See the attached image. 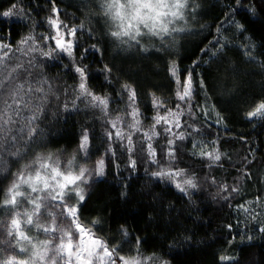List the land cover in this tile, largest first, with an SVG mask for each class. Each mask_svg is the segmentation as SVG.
Listing matches in <instances>:
<instances>
[{
  "label": "trees",
  "instance_id": "1",
  "mask_svg": "<svg viewBox=\"0 0 264 264\" xmlns=\"http://www.w3.org/2000/svg\"><path fill=\"white\" fill-rule=\"evenodd\" d=\"M106 2L0 0V15L15 5L13 14L0 20L5 75L22 65L13 73V83H24L25 99L28 86H33L29 109L42 105L32 139L25 143L24 133L17 145L21 155L4 156L0 216L5 186L17 169L41 155L70 154L87 134L90 161L109 156L103 176L77 204L78 221L115 249L120 262L123 257L137 258L141 264H264V118H247L264 101V0H188L182 19L168 25V34L142 35L137 37L139 44L127 37L117 44L111 37L114 25ZM50 19L77 29L71 37V57L43 55L55 48V41L43 39L55 35ZM28 36L32 39L21 44ZM77 66L87 69L89 91L108 98L107 116L89 103L90 96H78ZM173 67L181 81L189 71L193 76L192 111L183 104L181 127L172 129L186 138L175 139L163 131L168 125H157L158 135L149 141L145 133H151L156 115L153 97L164 103L161 115L178 103ZM124 85L135 90L140 130L126 128V138L119 141L110 121L123 115L128 102ZM24 115L32 111L26 109ZM169 139L174 144L168 145ZM193 139L201 142L197 155L192 154ZM149 143L156 163L149 156ZM213 149L222 154L215 163L198 154ZM162 169L185 172L196 187L181 192L153 175ZM233 187L238 191L232 192Z\"/></svg>",
  "mask_w": 264,
  "mask_h": 264
},
{
  "label": "snow or ice",
  "instance_id": "2",
  "mask_svg": "<svg viewBox=\"0 0 264 264\" xmlns=\"http://www.w3.org/2000/svg\"><path fill=\"white\" fill-rule=\"evenodd\" d=\"M187 3L188 0H123V2L121 0H109L106 4V14L113 20L120 21V32H112L111 36H127L129 40L136 41L139 44L137 37L142 35L162 36L168 34L170 31L168 25L172 24L174 20L182 19L183 10L186 8ZM14 8L15 5L12 6V9L4 11L0 15V20L10 17L13 14ZM169 17L172 19H168ZM49 24L56 30L55 35L45 36L43 39L45 43L49 40L55 41V48L50 52H44L43 55L54 58V55L66 53L71 57L73 55V40L71 37L76 35L77 29H70L68 25L59 23L58 19H50ZM238 27L240 26L238 25ZM142 28L147 29V32H142ZM181 30L176 28L171 29V31ZM65 33L69 37L67 40L65 39ZM30 39H32L31 36L25 37L20 43L25 44ZM2 47H7V45H3ZM144 51H147V49L145 48ZM6 57L7 53L0 56V172L5 167L4 156L6 153L10 156L21 155L17 145L24 139L23 134L27 133L25 143L32 139L36 132V129L32 125L35 120L39 119V111L42 110V105L39 104L34 106L36 110L29 109V104L31 103L30 94L33 91L32 85L28 86L29 98L25 99L24 83H13L17 78L13 76V73L17 71V68H22V65H17L16 68H12L5 75ZM75 71L80 77L78 96H90L91 101L89 103L93 107L100 108L107 116L109 100L106 97L94 95L89 91L87 87L86 67L77 66ZM105 71L110 70L106 68ZM171 75L176 80L175 96L178 103L175 105V109H168L166 115H161L160 109L164 107V103L158 98L153 97V107L157 114L153 117L154 123L151 133H145V137L149 141L158 135L155 131L157 125H168L163 131L164 133H172L175 139L184 140L186 138L183 133L176 135L172 132V129L173 126L175 128L181 127L180 117L185 114V109L182 108L183 104L188 105L187 111L189 113L192 111L193 76L192 72L189 71L188 75L181 81L175 67L171 69ZM43 83H47V81ZM201 87H203V81H201ZM123 88L128 93V102L123 109V115L117 116L110 121L112 128L116 129L114 134L115 139L119 141H123L126 138L125 132L121 131L118 127L121 123L125 128L134 129L135 131L140 130L141 113L136 107L135 90L129 85H124ZM35 91L44 92L42 87H36ZM26 109L32 111L31 116L24 115ZM129 116L131 117L130 121L125 118ZM247 118H264V101L257 103L247 113ZM18 121H23L24 123L20 127H14ZM192 131L196 132L199 130L193 128ZM188 135L191 136V133ZM108 138L109 140L113 139L111 131L108 133ZM127 140L129 144L128 151L131 152L133 151L131 147V133L127 135ZM174 142V139H169L168 145H172ZM200 143L193 139V155H197L195 149L200 146ZM213 143L215 142L213 141ZM79 147L81 150H87V134L83 136ZM205 147L207 146L205 145ZM12 149L16 150L12 151ZM148 152L153 162L156 163V153L151 143L148 145ZM198 154L213 163L219 161L222 155L216 149L212 151L201 150ZM168 157L169 160L174 159V152L171 148H169ZM72 163L73 161H69L68 167L61 170L59 160H53L51 157H38L18 173L3 199V206L8 212L26 205H32V210L23 213L16 212V215L11 218L10 227L5 226L7 236L13 237L16 240L15 248L18 249V254L14 253L6 259L0 260V264H59L60 261L63 264H115L112 258L116 250H110L105 243L95 238L90 230L86 229L78 221V208L76 204L83 202L85 199L81 184L86 183L85 173L88 170L81 168L79 174H75L71 170ZM92 174L89 173V175ZM94 174L97 176L103 175L102 160L99 162ZM153 175L161 179L176 182V178L184 176V173L183 171L172 172L162 169L153 173ZM184 185H187L188 188L196 187L192 179H184L182 183L176 182L177 189L181 192H187ZM22 186H26V188H22ZM27 189H30V192ZM223 190L227 191V186H224ZM231 191L236 192L238 189L233 187ZM32 193H36V195L33 196ZM73 194L78 198L76 204L69 203L73 199ZM49 201L57 202L61 211L56 214L50 224H45L42 221H46L52 216V213L48 211L50 207ZM240 207L245 212H248V208L245 205H240ZM21 216L24 217L22 221ZM26 226L36 228L45 234V238L36 239L26 234L32 231L31 227ZM261 231H264V228H261ZM54 233L56 234L55 236L53 235ZM0 243L5 244L7 247H13L10 242L5 240H0ZM22 256H27V258H19ZM120 259L123 261V264H141V261L137 258L126 260L121 257ZM221 259L228 258L221 257Z\"/></svg>",
  "mask_w": 264,
  "mask_h": 264
},
{
  "label": "rangeland",
  "instance_id": "3",
  "mask_svg": "<svg viewBox=\"0 0 264 264\" xmlns=\"http://www.w3.org/2000/svg\"><path fill=\"white\" fill-rule=\"evenodd\" d=\"M68 39H69V37H68ZM175 84H176V81H175ZM175 92H176V87H175ZM152 110H153V112L155 114H157L155 108L153 107V105H152ZM163 111H165V106L160 109V114H162L161 112H163ZM118 127L120 128L121 131H124L125 134L127 133L126 132V128L124 127V125L122 126L120 124V125H118ZM132 130H134V129H132ZM82 139H81V141H82ZM81 141H80V143H81ZM80 143L77 146V148L70 154H65V155L64 154L41 155L39 157L40 158L51 157L53 160H59L61 170H64L65 168L68 167V162L69 161H73V163L71 165V170L75 174H79V170L81 168L87 169L88 171L85 173L86 183L81 184V187H82V189L84 191V195H86L88 190H89V188L91 187L92 183L94 181L100 179L103 176V175L102 176H97L94 173H95V171L97 169V166H98L99 162L102 160L103 161V174H104V169H105V166H106V163H107V158H108L109 155L105 154V156H102V157L96 159L95 161H90V159L88 158V155H87V150L84 151V150L80 149V147H79ZM36 159H34L33 161H35ZM33 161H30L27 164L23 165L22 167L17 169L12 174V176L9 178V181L7 182V184L5 186L4 198H5V196H6L7 192H8L9 187L11 186L12 182L14 181V179H16L18 173L20 171H22L25 168L26 165L31 164ZM89 173H93V174L89 175ZM183 173H184V176L177 177L176 178V182H181L182 183L184 179H192L191 176H189L185 172H183ZM166 181H168L170 184L176 186V182L171 181V180H166ZM184 187L186 189L188 188L187 185H184ZM22 188H26V186H22ZM27 191L30 192V189H27ZM32 195L35 196L36 193H32ZM41 195H43V193H41ZM77 199L78 198H76L74 196V194H73V199L71 201H69V203L70 204H76ZM49 204H50V207H49L48 211L52 213V216H50L48 218V220L42 221L45 224H50L52 219L56 216V214L61 211V208H60V206H59V204L57 202L49 201ZM76 206H77V204H76ZM31 210H32V205H26V206H23V207L16 208V209H14L11 212H8L6 210V208L3 206V203H2V213H1V216H0V240H5V241L10 242L11 245H13V247H7L5 244L0 243V260L6 259L7 257L13 255L14 253L18 254V249L15 248L16 240H14L13 237H8L7 236V231H6V227L5 226H9L10 227L11 218L14 215H16V212L23 213L25 211H31ZM20 218H21V221H22L24 217L21 216ZM26 227H31L32 228L31 233H26V234H29V235L33 236L34 238H36V239L45 238V234H43L42 232H40L36 228H34L32 226H26ZM53 235L55 236L56 234L54 233ZM19 258L26 259L27 256H22V257H19ZM112 259L115 261V264H123L118 259H116L115 256H113ZM59 264H63V262L60 261Z\"/></svg>",
  "mask_w": 264,
  "mask_h": 264
},
{
  "label": "clouds",
  "instance_id": "4",
  "mask_svg": "<svg viewBox=\"0 0 264 264\" xmlns=\"http://www.w3.org/2000/svg\"><path fill=\"white\" fill-rule=\"evenodd\" d=\"M107 2H109V0H107ZM107 2H106V4H107ZM121 2H123V0H121ZM105 7H106V5H105ZM110 19H111V21H112V23L114 25V30H112L110 32V35H111L112 32L119 33L120 32V28H119L120 21L119 20H113L111 17H110ZM111 37L114 38V40L117 42V44H123V43H125L124 38H126L127 36L119 35V36H111Z\"/></svg>",
  "mask_w": 264,
  "mask_h": 264
}]
</instances>
